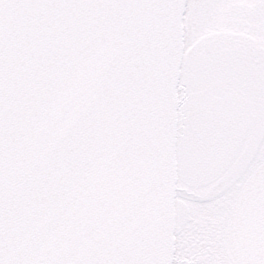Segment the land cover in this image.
I'll return each instance as SVG.
<instances>
[{"label":"water","instance_id":"water-1","mask_svg":"<svg viewBox=\"0 0 264 264\" xmlns=\"http://www.w3.org/2000/svg\"><path fill=\"white\" fill-rule=\"evenodd\" d=\"M186 3L35 0L0 31V224L6 230L28 226L74 184H91L105 198L110 257L173 264ZM72 88L76 107H57L47 120ZM261 247L264 161L240 188L224 233L232 264H246Z\"/></svg>","mask_w":264,"mask_h":264},{"label":"rangeland","instance_id":"rangeland-1","mask_svg":"<svg viewBox=\"0 0 264 264\" xmlns=\"http://www.w3.org/2000/svg\"><path fill=\"white\" fill-rule=\"evenodd\" d=\"M183 27L174 264H213L198 231L208 223L223 235L264 161V0H187Z\"/></svg>","mask_w":264,"mask_h":264},{"label":"snow or ice","instance_id":"snow-or-ice-1","mask_svg":"<svg viewBox=\"0 0 264 264\" xmlns=\"http://www.w3.org/2000/svg\"><path fill=\"white\" fill-rule=\"evenodd\" d=\"M34 2L0 0V31L18 22L20 11ZM78 102L77 89L72 88L56 101L46 119H55L57 107L74 109ZM105 212V198L95 185L76 183L28 226L13 233L0 224V264H122L107 254L104 245ZM246 264H264V247Z\"/></svg>","mask_w":264,"mask_h":264},{"label":"flooded vegetation","instance_id":"flooded-vegetation-1","mask_svg":"<svg viewBox=\"0 0 264 264\" xmlns=\"http://www.w3.org/2000/svg\"><path fill=\"white\" fill-rule=\"evenodd\" d=\"M212 232L213 227H211L208 223L206 224V226L202 225L201 229L198 231V238L196 241L197 245L202 248L199 253L201 254L202 250L207 251L209 256L213 257V264H232L226 255V251L223 246V241H221L222 236L216 231L215 233ZM213 235L215 236L214 241H212L211 238ZM212 253L218 256L217 262L215 261L214 255H212Z\"/></svg>","mask_w":264,"mask_h":264},{"label":"bare ground","instance_id":"bare-ground-1","mask_svg":"<svg viewBox=\"0 0 264 264\" xmlns=\"http://www.w3.org/2000/svg\"><path fill=\"white\" fill-rule=\"evenodd\" d=\"M221 241H223V239H221Z\"/></svg>","mask_w":264,"mask_h":264}]
</instances>
